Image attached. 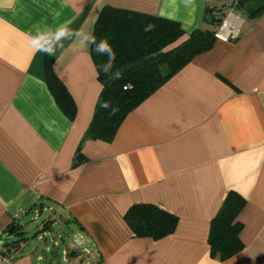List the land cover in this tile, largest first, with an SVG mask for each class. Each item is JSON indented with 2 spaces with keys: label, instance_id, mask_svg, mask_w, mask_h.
Masks as SVG:
<instances>
[{
  "label": "crops",
  "instance_id": "obj_1",
  "mask_svg": "<svg viewBox=\"0 0 264 264\" xmlns=\"http://www.w3.org/2000/svg\"><path fill=\"white\" fill-rule=\"evenodd\" d=\"M204 2L0 0L4 234L49 211L45 229H72L76 245L62 250L72 264H264V11L248 18L243 8L228 10L212 48L130 111L111 142H84L80 160L78 145L101 91L91 45L64 40L50 55L26 43L27 35L62 24L92 35L105 5L172 20L190 33L203 26ZM45 57L72 97L73 119L48 88ZM229 191L246 200L239 215L244 248L220 261L210 256L207 238ZM134 204L174 215V231L135 236L124 219ZM19 244L22 250L0 264H38L41 256Z\"/></svg>",
  "mask_w": 264,
  "mask_h": 264
},
{
  "label": "trees",
  "instance_id": "obj_2",
  "mask_svg": "<svg viewBox=\"0 0 264 264\" xmlns=\"http://www.w3.org/2000/svg\"><path fill=\"white\" fill-rule=\"evenodd\" d=\"M232 7L243 8L248 18H253L264 11V0H205L203 26L190 33H186L179 23L172 20L103 6L94 23L92 35L96 37L97 43L101 39L108 41L115 53V60L112 70L105 74L101 65L108 61V56L98 55L92 50L94 46H90L101 91L92 119L78 145V160L82 158L84 142H111L130 111L195 56L210 50L220 25ZM43 64L45 81L56 104L73 119L76 114L75 104L53 71L52 59L45 57ZM117 72L120 74L119 78L113 79ZM105 102L109 107H102ZM113 109H116L114 114ZM245 204L246 200L235 191H229L224 197L209 223L207 241L212 258L224 261L243 250V224L239 215ZM124 219L135 236L152 239L172 233L177 224L174 215L152 204L131 205L125 212ZM9 230L15 235L23 233L19 224L9 225L5 231ZM19 242L20 240L9 243L7 240L3 256L10 254V250L18 252Z\"/></svg>",
  "mask_w": 264,
  "mask_h": 264
},
{
  "label": "rangeland",
  "instance_id": "obj_3",
  "mask_svg": "<svg viewBox=\"0 0 264 264\" xmlns=\"http://www.w3.org/2000/svg\"><path fill=\"white\" fill-rule=\"evenodd\" d=\"M34 215L27 217L21 222L22 234L15 235L5 232V236L8 235L9 243L17 240L24 242L25 252H32L35 259L41 256V259L37 261L38 264H72L69 262L70 258L64 261L62 254L64 249H67L70 253L73 246L76 245L73 243L72 229L65 224H56L50 229H45L43 223L49 217V211L42 212L36 218ZM3 247L6 246L4 245ZM83 253V250H81V254ZM68 256L70 257V255ZM84 258V261L87 260V257Z\"/></svg>",
  "mask_w": 264,
  "mask_h": 264
},
{
  "label": "clouds",
  "instance_id": "obj_4",
  "mask_svg": "<svg viewBox=\"0 0 264 264\" xmlns=\"http://www.w3.org/2000/svg\"><path fill=\"white\" fill-rule=\"evenodd\" d=\"M75 40L81 49L93 45V51L98 55H107L108 61L101 65V70L107 74L113 68V62L115 60V53L112 50L107 40L101 39L99 43L96 41V37L85 32L83 29L74 30L66 24H62L53 29L45 31L37 30L35 35H27L26 43L27 46L35 53L36 51H42L47 54H53L57 47L63 48L64 40ZM120 76L119 72L115 73L113 79H118ZM102 107H109L108 103L105 102ZM116 109H113V114Z\"/></svg>",
  "mask_w": 264,
  "mask_h": 264
},
{
  "label": "built area",
  "instance_id": "obj_5",
  "mask_svg": "<svg viewBox=\"0 0 264 264\" xmlns=\"http://www.w3.org/2000/svg\"><path fill=\"white\" fill-rule=\"evenodd\" d=\"M226 26H227L226 22L223 21L222 24L220 25L218 31L223 29ZM4 237L7 238L8 235L5 236L4 232L0 230V259L3 257V253L6 250V247H3L5 245V242H6ZM21 247H22V245L18 243L17 249L19 250ZM15 252H17V251L10 250V254H14Z\"/></svg>",
  "mask_w": 264,
  "mask_h": 264
},
{
  "label": "water",
  "instance_id": "obj_6",
  "mask_svg": "<svg viewBox=\"0 0 264 264\" xmlns=\"http://www.w3.org/2000/svg\"><path fill=\"white\" fill-rule=\"evenodd\" d=\"M12 232H11V230L8 232V234H11ZM8 240V237L7 238H5V241H7Z\"/></svg>",
  "mask_w": 264,
  "mask_h": 264
}]
</instances>
